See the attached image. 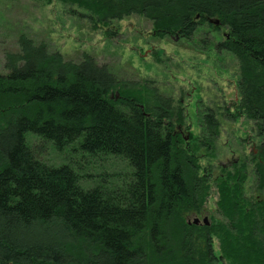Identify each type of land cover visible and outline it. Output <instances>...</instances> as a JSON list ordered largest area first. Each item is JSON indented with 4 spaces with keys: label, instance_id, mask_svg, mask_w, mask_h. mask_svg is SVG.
<instances>
[{
    "label": "trees",
    "instance_id": "obj_1",
    "mask_svg": "<svg viewBox=\"0 0 264 264\" xmlns=\"http://www.w3.org/2000/svg\"><path fill=\"white\" fill-rule=\"evenodd\" d=\"M60 1L97 26L140 14L157 36L226 27L217 47L239 61L238 109L259 138L264 191V0ZM18 44L0 70V264H264V198L245 195L242 170L216 183L222 218L186 221L204 206L211 176L201 173L199 146L183 145L174 127L173 97L89 53L68 61L26 34ZM46 144L82 161L51 164ZM108 156L127 169H101L98 180L84 172Z\"/></svg>",
    "mask_w": 264,
    "mask_h": 264
},
{
    "label": "rangeland",
    "instance_id": "obj_2",
    "mask_svg": "<svg viewBox=\"0 0 264 264\" xmlns=\"http://www.w3.org/2000/svg\"><path fill=\"white\" fill-rule=\"evenodd\" d=\"M70 7L60 0H0V70L4 69V51L18 50V39L26 34L35 43L48 44L68 61L78 62L89 53L98 63L109 64L125 81L151 82L173 97L177 116L174 127L183 145L190 142L199 146L196 156L201 173L211 176L204 206L199 212L184 215L188 223L199 218V226L206 225L207 218L211 225L222 218L216 183L236 169L242 170L238 179L246 175L242 179L245 195L252 200L264 198V191L257 189L254 168L259 138L254 123L238 109L239 61L230 51L215 47L217 41L225 39L226 27L204 26L192 39L157 36L152 20L140 14L115 20L110 26H97ZM109 31L116 33L109 35ZM209 108L218 122L214 135L202 124L203 111ZM37 142L32 136L31 143ZM42 155L51 164L82 161L71 149L58 151L50 144L45 145ZM89 166L84 172L98 180L101 169L114 173L128 165L108 156L92 160ZM213 242L219 254L218 242Z\"/></svg>",
    "mask_w": 264,
    "mask_h": 264
},
{
    "label": "flooded vegetation",
    "instance_id": "obj_3",
    "mask_svg": "<svg viewBox=\"0 0 264 264\" xmlns=\"http://www.w3.org/2000/svg\"><path fill=\"white\" fill-rule=\"evenodd\" d=\"M227 33V32H226ZM226 33H225V35H226ZM221 41V40H220ZM220 41H217L216 43H215V47L218 49V50H220L218 47H217V44L220 42ZM213 111L214 110H212L211 108H209V109H206L205 111H203V116H202V124L204 125V126H207L208 124V118H209V116L211 117V119H212V123H213V125H215L216 127L218 126L217 125V118H216V116H215V114H213ZM210 125H208V127H209Z\"/></svg>",
    "mask_w": 264,
    "mask_h": 264
},
{
    "label": "water",
    "instance_id": "obj_4",
    "mask_svg": "<svg viewBox=\"0 0 264 264\" xmlns=\"http://www.w3.org/2000/svg\"><path fill=\"white\" fill-rule=\"evenodd\" d=\"M216 23H218V22H216ZM200 222H201V220H200L199 218H195V220H194V224H197V225H199V224H200ZM189 223H191V222L189 221ZM204 223H205L206 225H208V224H209V222H208V219H207V218H205V219H204Z\"/></svg>",
    "mask_w": 264,
    "mask_h": 264
}]
</instances>
